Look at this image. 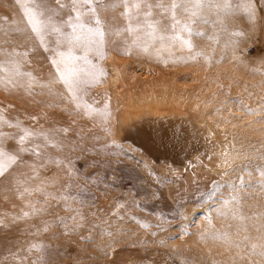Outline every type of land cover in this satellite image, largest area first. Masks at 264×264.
<instances>
[{"label":"rangeland","instance_id":"obj_1","mask_svg":"<svg viewBox=\"0 0 264 264\" xmlns=\"http://www.w3.org/2000/svg\"><path fill=\"white\" fill-rule=\"evenodd\" d=\"M24 3L43 44L18 0H0V146L17 156L0 175V264H264V0L178 11L175 31L153 9L155 36L141 17L139 38L121 0H98L105 35L90 47L68 40L71 0ZM58 52L88 73L79 108ZM169 106L179 114L129 120ZM214 126L251 134L233 164L213 160Z\"/></svg>","mask_w":264,"mask_h":264},{"label":"snow or ice","instance_id":"obj_2","mask_svg":"<svg viewBox=\"0 0 264 264\" xmlns=\"http://www.w3.org/2000/svg\"><path fill=\"white\" fill-rule=\"evenodd\" d=\"M30 2L34 3L35 0H30ZM57 2L59 3V0H57ZM97 2L98 0H71L72 10L76 13V15L74 22L71 17L69 18V26L72 29V34L68 37L70 43L83 42L89 47L92 45L103 44L105 33L102 28V21L97 14L96 8L93 6ZM18 3H20L23 8L24 16L27 18V22L31 26L32 32L36 34V36L40 39V43L43 44V22L38 19V15H42V13L38 14L31 7L25 4L24 0H18ZM121 3L124 8L122 15H124L129 21L126 30L128 32L136 33L137 38H139V25L141 17H143V20L147 23L148 29L151 30L148 35L155 36L158 22L153 23L150 20L153 16V9H160L162 15H170V19L172 21L171 27L175 31L177 26L181 25V21L177 19L178 11H183L190 17H197L205 8L220 9L230 7L229 0H223L222 3L215 4L208 3L207 0H170V3L168 4H164L162 0L155 4L150 3L149 0H121ZM78 5L86 6L88 11L91 13L88 20L83 19L84 13L80 11ZM61 7H63V5H61ZM133 20H135L137 24V27L135 28L132 26ZM182 30H188L190 33V29H188L186 24L183 25ZM53 31L58 34L60 33V29L56 27H53ZM198 35H203V33H198ZM164 39L165 37L161 35L160 40L163 41ZM168 39L178 40L190 49L192 47L191 41L183 39L179 34L172 35L168 37ZM56 43L59 44V40ZM45 50H47V48ZM57 54L61 57V59L57 60L56 58H52L51 63L55 66L57 72L59 73V80L66 87L72 102H74L76 107L79 108L81 106V97L79 92L83 90L81 86L90 83V80L86 78L88 73L77 65L64 64V67H61L65 53L58 52ZM68 56L76 59V57H72L71 53H68ZM83 59L86 60L87 58L83 57ZM0 70H3V66H0ZM28 135H30V133L25 130V135H21L19 137V144L23 145ZM19 150L25 151L26 149L20 148ZM16 162L17 156L10 154L9 151L0 146V175L4 174L8 166L15 164Z\"/></svg>","mask_w":264,"mask_h":264},{"label":"bare ground","instance_id":"obj_3","mask_svg":"<svg viewBox=\"0 0 264 264\" xmlns=\"http://www.w3.org/2000/svg\"><path fill=\"white\" fill-rule=\"evenodd\" d=\"M150 2V1H149ZM150 3H152V2H150ZM109 61V60H108ZM116 66V65H115ZM121 66V65H120ZM117 70V71H116ZM115 71H114V75H115V77H116V79H120V71H118V70H120V69H116ZM128 72V71H127ZM132 74V73H131ZM131 74H129L128 76H129V78L131 79V78H133V75L132 76H130ZM152 74V73H151ZM113 75V76H114ZM127 75V74H126ZM150 76V75H149ZM124 77V76H123ZM138 77V76H137ZM122 79V78H121ZM121 79L119 80V81H121ZM118 80H116V81H118ZM134 80V79H133ZM123 81H125V80H123ZM114 85V84H113ZM122 85V84H121ZM118 86H120V83H119V85ZM114 87V86H113ZM116 87H117V84H116ZM141 87V86H140ZM119 88V87H118ZM121 88V87H120ZM122 90V89H121ZM124 93V92H123ZM147 98L145 95L142 97V98ZM127 98H129V96H127ZM132 98V97H131ZM155 98V97H154ZM133 99V98H132ZM116 100H117V98H116ZM131 103V102H130ZM151 105V104H150ZM160 105H162V104H160ZM164 105V104H163ZM129 106V105H128ZM131 106V105H130ZM158 106V105H157ZM144 107V106H143ZM129 110V109H128ZM132 110V109H131ZM140 110V109H139ZM140 112H141V114H140ZM179 111L176 109V111L174 110V108H173V106L171 107V106H169V107H162L160 110L158 109V108H149V109H145V110H143V111H138V110H136V111H134L133 113H132V116H131V119H129L131 122H134V120L135 121H137L138 119H139V117L141 118V116L144 114V115H149L150 117H152L153 118V116H154V119L155 118H165V119H167V117L169 118H171V117H173V116H176V115H178L179 113H178ZM129 113L130 112H125L124 114H123V118L124 119H127L128 117H129ZM190 116V115H189ZM142 119V118H141ZM140 119V120H141ZM147 119H149V118H147ZM173 119V118H172ZM211 120V119H210ZM137 122H139V121H137ZM141 122V121H140ZM213 125V124H212ZM129 126V127H128ZM127 126V130H128V132L129 133H132L134 130H133V126L132 125H128ZM132 126V127H131ZM207 126V125H206ZM215 126H216V124H215ZM214 126V128H212L211 130H210V128L208 129V130H210L209 132L210 133H212L213 132V134H215V132L216 133H218L220 136L218 137V135L216 136H214L213 137V139H214V145H213V153H214V158L211 156V158H213V160L215 159L216 161L218 160L219 162H220V165L221 166H224L229 160L227 159V157H228V155L229 154H232V155H234L232 152L230 153V150H232V149H234L235 147H239V146H241V147H243L244 145H248V141H247V138H250L251 137V134L250 135H247V136H244V137H242V138H231V139H229L228 138V134H232V133H229L228 131V134L226 133V131H225V133H224V131H222V132H220V131H218L217 132V129H215L216 127ZM205 129H207V127H205ZM139 130V129H138ZM197 131V130H196ZM207 131V130H206ZM205 131V132H206ZM232 132H235V131H232ZM133 133H137L138 134V132L136 131H134ZM132 133V134H133ZM209 133V134H210ZM238 132H235V133H233V134H237ZM212 134V135H213ZM222 134H223V136H222ZM224 134H227L226 136L224 135ZM211 135V136H212ZM238 135H239V133H238ZM203 140V139H202ZM212 143V142H211ZM204 144V143H203ZM203 150V149H202ZM235 150V149H234ZM212 153V154H213ZM235 154H236V152H234ZM239 153V152H238ZM241 154H242V152H241ZM237 155V154H236ZM237 157V156H236ZM240 158H242V157H238V159H240ZM232 159V158H231ZM230 159V160H231ZM243 159V158H242ZM236 160V159H235ZM215 161V162H216ZM242 161V160H241ZM240 161V162H241ZM233 162V161H232ZM232 162H228V163H232ZM227 163V164H228ZM233 164V163H232ZM237 164V163H236ZM232 166V165H231Z\"/></svg>","mask_w":264,"mask_h":264}]
</instances>
